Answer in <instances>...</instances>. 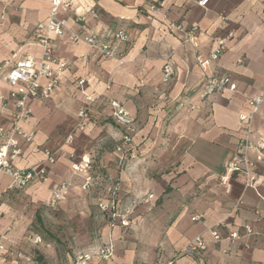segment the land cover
I'll return each instance as SVG.
<instances>
[{"label":"crops","instance_id":"obj_1","mask_svg":"<svg viewBox=\"0 0 264 264\" xmlns=\"http://www.w3.org/2000/svg\"><path fill=\"white\" fill-rule=\"evenodd\" d=\"M65 1L72 7L60 17L73 31L92 30L114 43L116 33L126 36L118 47L124 64L117 67L86 45L71 43L67 34L53 39L54 55L68 69L48 100L30 102L32 115L20 127L33 134L32 140H14L21 149L15 162L18 169L41 167L44 150L55 152L56 161L48 166L45 184L32 182L23 193L17 188L6 191L9 199L0 203V230L11 226V231L3 242L6 254L0 264H21L16 256L24 255L20 249L26 227L22 221H12L15 193L24 194L22 202L48 201L53 187L68 180V193L82 191L81 179L70 178L69 168L83 155L92 157L100 170L93 173L91 190L116 185L119 209L130 210L135 204L125 230L111 227L102 214L108 221L95 247L111 240L114 257L89 264H197L182 256L195 237L206 242L202 264H264V183L256 191L243 189V179L234 175L226 191L219 179L244 136L238 117L247 112V105L238 94L202 98L203 75L195 62L196 56L208 57L216 35L232 31L234 37L212 68L230 75L240 94L264 95V0H208L204 8L197 0ZM49 7L50 0H0V14L4 12L0 62L13 54L40 55L31 36L35 26L46 21ZM82 15L86 22L73 25L75 16ZM221 16L228 18V26L220 24ZM194 26L197 31L189 44L184 43L183 31ZM166 60L173 75L164 81ZM10 89L0 77V95L7 97ZM85 95L98 98L89 108V121L76 129ZM108 101L118 102L133 119L123 162L115 147L124 131L113 123ZM13 113L12 101L0 105V128H10ZM253 130L255 140L264 136V103L254 117ZM71 132L72 141L65 144ZM10 183L0 175V198ZM146 194L153 199L145 202ZM100 202L107 204V196ZM211 227H217L221 238L235 232L240 239L213 242Z\"/></svg>","mask_w":264,"mask_h":264},{"label":"built area","instance_id":"obj_2","mask_svg":"<svg viewBox=\"0 0 264 264\" xmlns=\"http://www.w3.org/2000/svg\"><path fill=\"white\" fill-rule=\"evenodd\" d=\"M208 0H197L196 4L204 8ZM72 3L65 0H50L48 16L44 23H39L31 36V42L40 50L37 57L25 55L11 57L0 62V77L4 78L11 89L7 97L0 95V105L4 107L6 100L12 101L14 113L10 121V128L6 131L0 128V175L10 179L11 183L3 191L5 193L12 188L24 189L32 182L45 184L49 178L48 166L55 163V152L44 150V160L38 169L29 167L18 169L15 166L16 160L21 155V149L15 142V137H20L24 142H30L33 138L32 133H25L21 130L20 124L27 121L32 115L30 102L34 100L46 101L55 92L61 79L68 69V64L59 60L53 52V39L62 38L68 35V40L73 44L86 45L90 50L96 52L101 58L115 62L116 66L124 64L123 57L119 53V45L126 42V36L118 32L115 34V43L102 39L92 30L80 28L73 31L68 24V20L60 17V13L70 11ZM90 17L95 18L96 13L93 10L88 12ZM4 16L3 10L0 19ZM86 22V16H75L72 21L73 25H81ZM220 24L223 27L229 25V20L225 16L220 17ZM182 31L181 27H175ZM197 27H191L183 31L186 35L184 43L189 44L190 38L194 36ZM234 37V32L230 31L226 35H216L213 39V47L208 57H195V62L201 70L203 81L201 84L202 98L210 97L216 93L238 94L244 98L247 105V112L239 115V121L244 125V136L237 145L236 153L225 163L222 173L219 177L220 182L229 191V182L234 175H239L243 179V189L256 191L260 184L264 183V136L258 135L253 130V120L260 106L264 103V95L258 97H247L240 94L230 75L219 73L212 68V65L226 51L227 42ZM163 80H169L172 75V67L169 60L162 69ZM106 86L105 90H108ZM99 96H103L100 94ZM98 97L90 95L84 96V106L78 110L77 117L79 123L76 129L83 127L90 118L89 108L95 103ZM110 107V117L114 124L123 129V135L120 143L115 147V152L119 155L121 162L125 160L124 149L131 143L130 133L132 132L133 119L127 111L116 101H108ZM73 132L65 137V144L71 143ZM250 154L253 156L250 157ZM92 157L83 155L78 161L71 164L69 168L70 178H80L81 188L83 191H89L94 184L92 174ZM260 169V170H259ZM71 181H62L53 187L51 195L46 205L54 209L65 199ZM116 185H109L105 189L108 203H98V208L102 214H106L111 221V227H118L123 230L130 226L129 215L135 208L120 210L117 201ZM153 199L152 194L145 195V202ZM239 204V203H238ZM194 217L193 220H198ZM11 231V226L0 230V260L4 261L6 249L3 244L6 234ZM208 232L212 236L213 242H234L240 239L237 233H230L225 238L217 232V227H211ZM206 249V242L201 237H195L190 240L182 251V256L189 257L202 264L200 257ZM114 257V245L111 240L107 243L88 249L74 257L73 264H89L93 260L109 262ZM171 264V263H168Z\"/></svg>","mask_w":264,"mask_h":264},{"label":"rangeland","instance_id":"obj_3","mask_svg":"<svg viewBox=\"0 0 264 264\" xmlns=\"http://www.w3.org/2000/svg\"><path fill=\"white\" fill-rule=\"evenodd\" d=\"M92 165V174L100 171L96 163ZM19 192L13 200L17 207L12 221H22L26 227V239L19 248L25 256H16L21 264H73L76 255L100 243L108 221L98 208L105 197L102 187L67 193L54 209L45 200L22 202L24 194ZM6 194H1L0 203L9 199Z\"/></svg>","mask_w":264,"mask_h":264},{"label":"trees","instance_id":"obj_4","mask_svg":"<svg viewBox=\"0 0 264 264\" xmlns=\"http://www.w3.org/2000/svg\"><path fill=\"white\" fill-rule=\"evenodd\" d=\"M141 264H144V263H141Z\"/></svg>","mask_w":264,"mask_h":264}]
</instances>
